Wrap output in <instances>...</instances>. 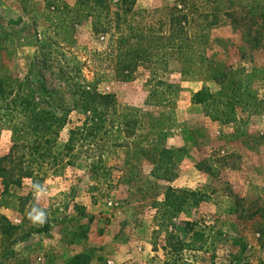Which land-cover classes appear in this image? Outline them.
<instances>
[{
    "label": "rangeland",
    "instance_id": "rangeland-1",
    "mask_svg": "<svg viewBox=\"0 0 264 264\" xmlns=\"http://www.w3.org/2000/svg\"><path fill=\"white\" fill-rule=\"evenodd\" d=\"M53 2L78 5L0 0V156L23 97L67 117L55 164L6 186L0 178V264H264V0H133L128 10L109 0L107 32L83 21L72 44L51 24ZM174 5L185 8L189 33L203 34L201 71L182 73L172 56L140 62L121 80L115 39L129 25L164 32ZM95 76L115 110L134 115V134L117 129L114 115H95V134L68 155V129L89 116L80 94ZM239 81L246 98L233 121L212 120L192 100L202 86L215 93ZM162 148L177 153L156 169ZM34 183L45 189L39 199ZM167 186L197 192L196 201L169 208ZM34 203L48 213L43 225L27 216ZM10 224L7 240L1 227ZM197 231L196 248L183 247Z\"/></svg>",
    "mask_w": 264,
    "mask_h": 264
},
{
    "label": "trees",
    "instance_id": "trees-1",
    "mask_svg": "<svg viewBox=\"0 0 264 264\" xmlns=\"http://www.w3.org/2000/svg\"><path fill=\"white\" fill-rule=\"evenodd\" d=\"M124 10H128V2L133 0H118ZM53 5L55 15L51 19V24L57 29V33L62 34V41L72 44L74 42L75 27L83 21H88L92 25L94 33H105L108 30L109 18V0H78L77 6H68L67 4ZM187 13L182 6L174 5L171 9L168 25L164 32H156L151 26L144 30L129 25L115 39L117 76L121 80H127L136 66L140 62L157 61L162 62L170 57L184 61L181 71L184 74H197L202 67L203 55L199 46L203 39V34L194 36L187 29ZM3 33L4 30H2ZM40 47H45L42 41H39ZM98 78L95 76L87 82V89L81 91V105L83 111H88L89 116L80 124L68 129L67 140L63 151L68 155H74L75 148L83 143L89 136L95 134L97 121L93 116L101 117L115 116L112 124L117 129H122L125 135L134 134V128L137 120L133 118L130 112H117L114 106V94L101 93L97 89ZM158 84L163 82L158 81ZM243 82L234 83L229 89L221 86L217 92H211L207 86H202L193 93L192 100L196 104L204 107L206 113L212 120L230 122L236 119L237 111L241 108L246 94L242 90ZM171 87V84H167ZM0 90L6 91L2 81H0ZM19 105L23 112L17 126H14L13 143L9 151L0 156V178L2 184L7 185L9 181L19 182L22 177H30L35 174L44 173L42 162L50 164L57 162L60 152L55 154L52 147L56 142V135L60 128L67 123V117L56 111L40 110L35 111L29 107V102L24 97ZM18 147L25 148V152L17 151ZM177 151L162 148L157 161L156 169L167 167L172 164ZM17 171V177L12 178ZM198 193L193 190L183 188H173L167 186L164 199L169 208L179 209L189 199L195 200ZM1 219H5L1 216ZM16 226L7 225L2 228L7 240L11 239L12 229ZM201 232H194L190 242L183 244V247L194 249L196 241L202 240ZM201 245L198 247L200 248Z\"/></svg>",
    "mask_w": 264,
    "mask_h": 264
},
{
    "label": "clouds",
    "instance_id": "clouds-1",
    "mask_svg": "<svg viewBox=\"0 0 264 264\" xmlns=\"http://www.w3.org/2000/svg\"><path fill=\"white\" fill-rule=\"evenodd\" d=\"M32 188L34 192L37 193V199H39V196L45 191L44 186L39 183L32 184ZM27 216L34 224L43 225L47 221L48 213L44 208L40 207L38 203H34L27 213Z\"/></svg>",
    "mask_w": 264,
    "mask_h": 264
}]
</instances>
